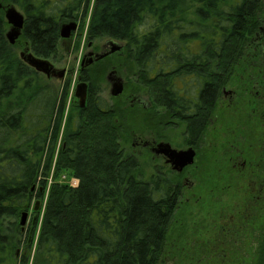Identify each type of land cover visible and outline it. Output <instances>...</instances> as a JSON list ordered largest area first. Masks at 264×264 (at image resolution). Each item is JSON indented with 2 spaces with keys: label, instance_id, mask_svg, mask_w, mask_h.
<instances>
[{
  "label": "trees",
  "instance_id": "obj_1",
  "mask_svg": "<svg viewBox=\"0 0 264 264\" xmlns=\"http://www.w3.org/2000/svg\"><path fill=\"white\" fill-rule=\"evenodd\" d=\"M0 1L24 13L20 38L41 59L57 56L61 26L86 17L91 2ZM263 12L264 0H95L86 35L88 41L126 40L135 79L147 95L153 81L156 97L170 105L187 106L184 101L196 97L199 110L189 128L204 134L223 88L260 32ZM7 27L1 9L0 264H160L179 202L171 188L158 189L156 182L152 188L139 157L123 146L144 112L110 105L87 67L81 72L91 83L86 103L71 105L57 149L69 81L61 88L50 83L18 54L17 42L9 43ZM167 65L170 76H178L168 89ZM186 82H196L198 92ZM62 173L76 184L59 180ZM33 201H40L42 214L24 231L20 217Z\"/></svg>",
  "mask_w": 264,
  "mask_h": 264
},
{
  "label": "rangeland",
  "instance_id": "obj_2",
  "mask_svg": "<svg viewBox=\"0 0 264 264\" xmlns=\"http://www.w3.org/2000/svg\"><path fill=\"white\" fill-rule=\"evenodd\" d=\"M94 1L91 0L86 17L71 20L78 22V29L71 37L61 38L57 56L48 59L55 70L64 73L62 77H49L50 83L61 88L69 81V94L57 149L62 141L70 107L78 104L75 89L79 82L82 58L90 50L86 34ZM0 4V10L5 13L8 6H3L1 1ZM261 27L260 37L254 38L228 83L227 91L232 90V94L223 95L218 102L208 141L203 144L202 159H216V163L211 167L206 164L200 171L192 169L194 174L190 176V181H194V187H186L182 194L160 264H264V47L261 41V38L264 39V12ZM92 41L94 47L99 49L106 38ZM15 48L27 61L30 54L27 40L19 37ZM113 63L115 61H105L91 66L90 69L94 70L92 76L89 73V77L102 98L120 109L125 102L121 97L111 95L112 85L107 78ZM134 69L129 61H124L120 66V75L125 80V92L130 97H143L148 102L147 93L135 79ZM142 111V121H137L138 124L131 127L130 135L125 134L127 140L123 141V146L127 152L139 157L145 174L149 176L153 161L149 149L138 143L149 140V108H143ZM183 132V125L168 131L170 138L179 144ZM209 142L214 146L212 153L207 147ZM244 161L246 167L241 168ZM58 179L76 184L67 173H62ZM52 181L51 173L49 185ZM258 192L262 194L263 201L254 203L255 197L252 194L258 195ZM35 204L36 201H33L24 231L30 229L34 217L43 209L41 203L39 209H35ZM228 231L231 233L226 240L227 246L214 247L215 239Z\"/></svg>",
  "mask_w": 264,
  "mask_h": 264
},
{
  "label": "flooded vegetation",
  "instance_id": "obj_3",
  "mask_svg": "<svg viewBox=\"0 0 264 264\" xmlns=\"http://www.w3.org/2000/svg\"><path fill=\"white\" fill-rule=\"evenodd\" d=\"M77 22V21H76ZM78 24V22H77ZM78 29V26H77ZM76 29V30H77ZM262 27L260 28V32L262 31ZM260 32H258L257 37H260ZM100 39L106 38V41L99 47V49L94 47L93 41L91 40L88 44V47L90 50L84 54L81 65H80V74L78 75V80L83 81L81 72L84 71V69H87V67L93 66L95 64H100L105 61H112V71L109 72L107 78L109 82L112 83L116 80H121L124 85V90L121 94L113 97H121L122 101L132 107H134L135 110H143V108L148 109L149 108V140H142L141 142H138L142 145V147L149 149V155L152 158V170L149 174V182L151 183V187L154 188V183L156 182V187H159L161 189L167 188L169 190L170 188L174 191L176 195V201H180L182 194L186 187L193 188L194 187V181H190V176H193L194 172H192V169H196L197 171L200 169L203 170L205 166L209 165L210 167L213 166L216 162L215 160H204L202 162L201 154L203 152V144H206V140L208 141V132L210 131L211 127L214 124L215 121V112L217 109L218 103H216L215 108L213 107L210 116H209V124L206 128V132L201 133V131L197 134L193 133L192 130L189 128V119L196 114V112L199 110V106H197V100L195 98L188 97L186 102L187 106H181L178 104L170 105L165 99H160L159 97H156L155 82L151 81L149 82V95L147 97L149 98V101L143 97H130L125 92V80L120 75V66L125 61L128 62V51L126 49L127 41L122 38H113L110 36H101ZM98 38V39H99ZM262 41V47H264V39L261 38ZM112 42H116L117 46L119 47L114 52H111V46ZM100 55H104L100 57ZM149 64V62H148ZM83 65V66H82ZM157 68V67H156ZM165 73L171 71V67L169 65L166 66ZM46 76L52 77H62L64 76V73L59 72L57 70H53L50 74H47L45 72ZM156 74V69L151 70L150 72V79H153ZM169 74V73H168ZM174 75V74H173ZM169 74V77H167L168 80L164 81L165 85L167 86V89L169 87V79L173 76ZM164 78V77H163ZM178 78L177 75H174V79ZM88 88L90 86L89 82ZM187 83V82H186ZM186 83L185 84H178L177 86L180 87V89H185L186 91L192 87L193 93L196 94V91L198 90V86L196 82H188L186 89ZM228 84L223 88L222 96L225 94H232V90L227 91ZM256 86V85H255ZM112 88V87H111ZM198 92V91H197ZM182 93V92H181ZM180 93V94H181ZM99 94V92H98ZM100 95V94H99ZM101 96V95H100ZM221 96V98H222ZM124 97V98H123ZM133 98V99H132ZM182 101V100H181ZM184 127L183 137L181 144L175 143L172 138H170V135L168 131L174 127L181 126ZM210 143V142H209ZM179 145V146H178ZM207 147L211 149V152L214 151L213 144L210 145L207 143ZM192 149L194 152L193 162L190 164H187L183 166V168L179 169L175 157L172 156V151H183ZM214 158V154H211ZM207 164V165H206ZM241 168L246 167V162H242ZM195 170V173H196ZM196 179V177H195ZM255 182V181H254ZM257 181L255 182V184ZM262 188L259 189V192ZM258 192V195L252 194V196L255 197L254 203H259L260 201H263L262 194ZM159 197V195H156V197ZM257 196V198H256ZM252 207V206H251ZM231 232L228 231L225 233L222 237H217L215 239L214 247L217 246V248H222L227 246L226 240L229 237V234ZM264 234V231H263ZM169 235V232H168ZM168 235L167 240L163 243L164 249L168 246ZM212 243V242H210ZM207 244V243H206Z\"/></svg>",
  "mask_w": 264,
  "mask_h": 264
},
{
  "label": "water",
  "instance_id": "obj_4",
  "mask_svg": "<svg viewBox=\"0 0 264 264\" xmlns=\"http://www.w3.org/2000/svg\"><path fill=\"white\" fill-rule=\"evenodd\" d=\"M1 8V4H0ZM5 19L9 24V28L6 32V38L8 39L11 45H14L19 37L22 34L24 23H25V15L22 11H20L15 5H9L5 10ZM77 22L70 21L64 23L60 29V36L61 38H69L73 34V32L77 29ZM119 47L113 43L111 47V52H114ZM104 55H100L102 57ZM28 62L36 66L37 68L41 69L42 71L50 74L54 67L48 59H41L35 57L32 53L28 55ZM83 66V65H82ZM124 90V85L121 80H116L112 83L111 94L113 96H117L121 94ZM88 94V83L86 81H80L77 83L75 89V96L78 99V103L80 106H84L86 103ZM172 156L175 157L176 163L179 166L178 168L181 169L183 166L190 164L193 162L194 152L192 149L183 150V151H172ZM40 201H36L35 209H38ZM29 212L25 211L22 213L21 216V225H25L28 219Z\"/></svg>",
  "mask_w": 264,
  "mask_h": 264
}]
</instances>
